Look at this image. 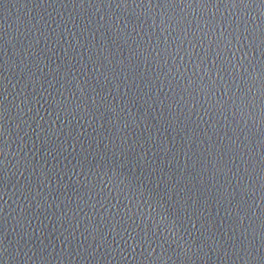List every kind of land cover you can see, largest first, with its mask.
<instances>
[{"label": "water", "instance_id": "obj_1", "mask_svg": "<svg viewBox=\"0 0 264 264\" xmlns=\"http://www.w3.org/2000/svg\"><path fill=\"white\" fill-rule=\"evenodd\" d=\"M0 264H264V0H0Z\"/></svg>", "mask_w": 264, "mask_h": 264}]
</instances>
